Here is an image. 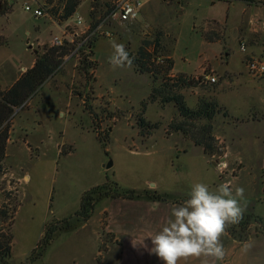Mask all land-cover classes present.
I'll use <instances>...</instances> for the list:
<instances>
[{"label":"rangeland","instance_id":"obj_1","mask_svg":"<svg viewBox=\"0 0 264 264\" xmlns=\"http://www.w3.org/2000/svg\"><path fill=\"white\" fill-rule=\"evenodd\" d=\"M47 1L55 20L62 7L58 0ZM108 1L80 0L76 13L88 22L90 8L98 17ZM138 1L141 9L134 23L116 26L114 38L94 42L89 59L96 63L95 80L85 76L79 61L62 59L26 100L41 105L39 113L24 107L8 121L17 127L10 135L9 156L0 162V211L6 212L5 218L0 216V229L11 234L9 264H108L117 255L111 250L106 258L114 237L104 232L107 212L100 214L98 204L84 222L86 228H80L82 223L58 230L41 257L30 256L47 227L59 229L63 220L75 221L82 196L96 186L116 183L140 191L152 183L159 193L179 199L196 182L213 189L232 182L245 190L244 219L223 237L225 258L219 264H264V125L241 121L264 112V78H253L246 69L251 58L264 61V0ZM61 32L54 21L24 11L22 0H0L1 84L11 88L24 74L21 68L29 69L35 55L43 54L50 38ZM156 34L162 35L165 56L173 60L169 75L183 73L198 82L182 91L187 106L194 107L200 96H212L227 113L213 120L215 135L227 146V153L223 148L221 155L210 158L216 167L203 158L200 147L167 131L178 111L172 103L149 100L148 74L108 63L112 41L134 52L143 39L152 41ZM241 40L245 51L239 48ZM148 49L152 61L160 63L153 45ZM203 74L215 75L216 83L201 82ZM27 118L42 122L29 139L38 152L28 151L20 141L19 127ZM109 160L112 166L106 169ZM243 242L251 243L247 252L241 250Z\"/></svg>","mask_w":264,"mask_h":264},{"label":"trees","instance_id":"obj_2","mask_svg":"<svg viewBox=\"0 0 264 264\" xmlns=\"http://www.w3.org/2000/svg\"><path fill=\"white\" fill-rule=\"evenodd\" d=\"M61 13L59 19L71 17L80 0H58ZM59 7V8H60ZM55 14L58 15L57 11ZM162 35L156 34L150 41L143 39L140 46L134 52H128L133 58L131 65L137 72L146 73L151 77L152 85L149 100L158 102L162 105L172 103L177 111L178 117L173 118L168 124L169 133H180L182 137L193 145L201 148L204 155L214 158L222 154L223 144H220L214 135L213 120L218 114L227 117L226 111L218 105L212 96L198 97L194 107H188L185 102V96L182 93L184 89L197 86V81L189 78L186 74L178 73L170 76L169 72L173 70V60L167 57L166 49L162 43ZM89 43L90 48L82 52L80 67L85 76L93 77L89 71L95 68L96 63L89 58L93 56V44ZM154 47V54L159 53L160 63L155 64L152 61L153 53L148 47ZM69 52L67 46L55 48L49 47L43 54L35 55L33 66L27 69L22 76L11 86L10 89L1 93L0 100V162L4 159V149L7 139L8 119L13 113V107L20 106L37 88L42 85L47 78L53 74L63 57ZM156 57V56H155ZM95 80L94 78H91ZM9 104V106L7 105ZM242 121V120H241ZM104 198L125 199V200H148L161 202H183L184 199L170 198L169 195L157 193L156 191H135L121 189L116 183L103 184L96 186L81 198L80 208L75 214V221L63 220L60 228L49 226L46 228L37 247L33 250L30 259L35 260L41 257L44 247L52 240L54 233L58 230H73L77 226L87 221L93 213L95 206ZM2 218L6 217L5 211H0ZM2 220V219H1ZM0 220V221H1ZM12 219H10V222ZM11 254V234H4L0 229V264H9Z\"/></svg>","mask_w":264,"mask_h":264},{"label":"clouds","instance_id":"obj_3","mask_svg":"<svg viewBox=\"0 0 264 264\" xmlns=\"http://www.w3.org/2000/svg\"><path fill=\"white\" fill-rule=\"evenodd\" d=\"M111 46L110 66L131 67L133 58L124 44L112 41ZM187 196L183 203L171 207L156 232L148 234L151 247L144 242L143 245L161 264H180L189 259L199 260L200 264H219L225 258L223 237L230 227L238 226L244 219L245 190L232 182L221 183L215 189L196 182ZM250 248V242H243L242 251Z\"/></svg>","mask_w":264,"mask_h":264},{"label":"crops","instance_id":"obj_4","mask_svg":"<svg viewBox=\"0 0 264 264\" xmlns=\"http://www.w3.org/2000/svg\"><path fill=\"white\" fill-rule=\"evenodd\" d=\"M27 43V42H26ZM34 63V61H33ZM33 64L31 65V67ZM30 67V68H31ZM22 72H25L27 68L22 67ZM21 75V74H20ZM20 75L13 80L15 83ZM260 78V77H259ZM264 78V75L260 78ZM12 86V85H11ZM10 89V86L1 84L0 79V90L2 92L7 91ZM27 100V98H26ZM26 100L17 107H12L13 113L8 119L11 122L14 115L20 113V111L26 107L27 109H34L36 108L37 112L39 113L41 109V105L34 107L29 101ZM26 102V103H25ZM9 106V104H7ZM28 110V111H29ZM243 122H247L249 124H256V125H264V112L259 115L254 116H246L242 120ZM19 127L20 133L23 135L20 138L26 147L27 150L30 152H38L39 147L37 144L32 146L29 143L30 137H32L36 132L41 129L42 122L36 119L27 118ZM17 129L16 125L12 123L7 128V139L6 145L4 149V158L8 157L7 149L8 145H11V133ZM215 135V133H214ZM216 139L220 143H223L224 148L227 153V146L225 142L219 136H216ZM12 146V145H11ZM59 148V146H58ZM207 161L211 164H214V161L203 155ZM216 167V166H215ZM23 179L27 178L26 175L22 177ZM156 185L150 184L149 188L141 189V191L150 190L156 191L159 193L155 187ZM188 197V196H186ZM179 198L180 199H184ZM184 202V201H183ZM183 202L173 203V202H161V201H148V200H125V199H110L104 198L102 199L98 205L99 206V213L102 214L103 212H107V218L104 225V232L111 234L113 238L112 242L107 246V251L105 252L106 258L110 255L111 250L116 252L115 257H109L107 261L108 264H161L160 261L154 255H150L148 250L144 247V244L151 247L150 241L147 239L148 234L150 232H156L164 223L166 218L169 216L171 207L173 205H178ZM96 205V206H98ZM95 206V207H96ZM89 224V223H88ZM87 222L80 226V228H86ZM98 235V232H97ZM100 254V252H98ZM105 258L102 257V260ZM194 259H189L187 261H181L180 264H198L195 262Z\"/></svg>","mask_w":264,"mask_h":264},{"label":"built area","instance_id":"obj_5","mask_svg":"<svg viewBox=\"0 0 264 264\" xmlns=\"http://www.w3.org/2000/svg\"><path fill=\"white\" fill-rule=\"evenodd\" d=\"M23 10L31 13L35 18L50 19L57 23L61 29L60 36L50 38L49 47L67 46L69 52L63 57V61L75 59L80 61L82 52L90 48L89 43L98 38L111 39L116 36V26H127L134 23L140 13L141 5L138 0H109L105 11L98 17L93 16V9L90 8L88 22L74 12L67 19H59L60 13L56 16V21L51 16L50 3L47 0H22ZM73 24V29L70 25ZM87 26L82 28L84 25ZM82 28V29H80ZM260 29L264 30V22ZM241 51L246 50L244 40L239 42ZM247 73L253 78H259L264 75V61L258 58H251L246 63ZM93 76V70L90 71ZM201 82L213 84L217 78L213 74H203L200 77Z\"/></svg>","mask_w":264,"mask_h":264},{"label":"water","instance_id":"obj_6","mask_svg":"<svg viewBox=\"0 0 264 264\" xmlns=\"http://www.w3.org/2000/svg\"><path fill=\"white\" fill-rule=\"evenodd\" d=\"M28 48H31V45H28ZM33 53L34 54L36 53V50L35 49H33ZM111 166H112V161L109 160L103 167L106 168V169H108Z\"/></svg>","mask_w":264,"mask_h":264}]
</instances>
